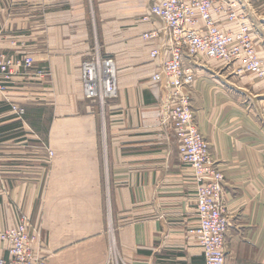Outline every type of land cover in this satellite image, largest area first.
I'll return each instance as SVG.
<instances>
[{
  "label": "crops",
  "instance_id": "obj_1",
  "mask_svg": "<svg viewBox=\"0 0 264 264\" xmlns=\"http://www.w3.org/2000/svg\"><path fill=\"white\" fill-rule=\"evenodd\" d=\"M251 1L264 57V0ZM152 3L0 0V51L35 58L0 91V228L25 216L39 227L35 245L49 264H106L110 220L130 264H206L191 232L198 182L177 140L165 139L166 82L152 80L160 70L152 49L170 52ZM155 29V38L143 37ZM96 48L115 59L119 75V95L104 110L82 83V62ZM204 59H187L197 71L190 96L225 174L227 264H264V80L238 63ZM10 102L26 107L23 117ZM1 257L9 258L3 242Z\"/></svg>",
  "mask_w": 264,
  "mask_h": 264
},
{
  "label": "built area",
  "instance_id": "obj_2",
  "mask_svg": "<svg viewBox=\"0 0 264 264\" xmlns=\"http://www.w3.org/2000/svg\"><path fill=\"white\" fill-rule=\"evenodd\" d=\"M150 12L159 17L170 31L169 55L162 48L151 51L159 59L160 70L152 80L160 86L161 123L170 127L178 142L180 158L193 169L198 182L195 202L198 223L191 229L203 248L206 264H227L226 235L231 225L224 205L225 174L210 150L206 136L196 122L190 87L197 79L194 63L205 58L239 63V69L264 80V57L260 54L243 0H153ZM236 23V29L225 28ZM158 29L143 33L153 39ZM2 31L0 29V37ZM187 59H192L188 61ZM32 54L15 58L0 51V91L17 73L15 68L31 67ZM118 69L113 57L103 56L98 48L82 62V83L86 98L98 101L104 110L108 100L119 95ZM159 86V87H160ZM189 88V90H188ZM11 111L23 117L26 107L10 102ZM53 151L49 149V156ZM41 237L39 227L22 216L15 224L0 228V242L6 243L9 258L0 264H49L35 245ZM106 264H130L122 254L113 221L109 222V245Z\"/></svg>",
  "mask_w": 264,
  "mask_h": 264
},
{
  "label": "rangeland",
  "instance_id": "obj_3",
  "mask_svg": "<svg viewBox=\"0 0 264 264\" xmlns=\"http://www.w3.org/2000/svg\"><path fill=\"white\" fill-rule=\"evenodd\" d=\"M243 2L245 3V7H246V9H247V13H248V16L250 17L249 19L253 22V20H252V14L251 13H253L252 12V9H251V5H250V0H243ZM252 3H253V0L251 1ZM257 4L258 3H256V5H255V7H256V9L257 8H259V6H257ZM258 10V9H257ZM261 10H264V9H261ZM263 12V14H264V11H262ZM251 15V16H250ZM255 25H254V22H253V27H254ZM207 59H212V58H205L204 59V61H207ZM215 61H217V62H219L220 64L222 63V65H232V64H234L233 62L232 63H226V62H224V61H220L219 59H214ZM238 63V62H237ZM238 66H239V63H238ZM244 72H247V71H244ZM11 81V80H10ZM191 88V87H190ZM188 90H189V88H188ZM115 99V98H114ZM167 130H168V132H171V128L170 127H167ZM100 135H104V132H103V125H101V133H100ZM165 139L166 140H172V139H174L173 137H172V135H165ZM224 205L226 206V204H225V201H224ZM113 225H114V223H113Z\"/></svg>",
  "mask_w": 264,
  "mask_h": 264
}]
</instances>
